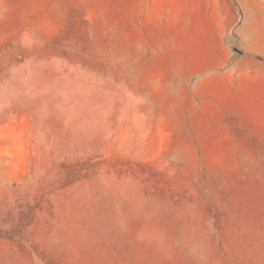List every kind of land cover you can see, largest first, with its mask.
Instances as JSON below:
<instances>
[{"label":"rangeland","instance_id":"1","mask_svg":"<svg viewBox=\"0 0 264 264\" xmlns=\"http://www.w3.org/2000/svg\"><path fill=\"white\" fill-rule=\"evenodd\" d=\"M234 46L264 0H0V264H264V85L202 67Z\"/></svg>","mask_w":264,"mask_h":264},{"label":"crops","instance_id":"2","mask_svg":"<svg viewBox=\"0 0 264 264\" xmlns=\"http://www.w3.org/2000/svg\"><path fill=\"white\" fill-rule=\"evenodd\" d=\"M237 33L240 35L245 34L244 27L237 25ZM254 39L260 38V33L253 34ZM244 47V46H243ZM246 51L252 54L260 53L258 50L252 47H244ZM225 66V68L219 72L207 71L204 72L212 85H264V60L257 59L254 57H249L247 55H240L239 57L232 58V55L227 54L225 57L218 59L215 55H212L208 60L203 62L202 67H220ZM208 68V69H209ZM212 72V73H210ZM256 78L255 82H244L239 83V78L248 77Z\"/></svg>","mask_w":264,"mask_h":264},{"label":"water","instance_id":"3","mask_svg":"<svg viewBox=\"0 0 264 264\" xmlns=\"http://www.w3.org/2000/svg\"><path fill=\"white\" fill-rule=\"evenodd\" d=\"M234 50L240 54H244V55L251 56L254 58H258V59H264V57L249 53V52L245 51L244 49L240 48L239 46H234Z\"/></svg>","mask_w":264,"mask_h":264}]
</instances>
